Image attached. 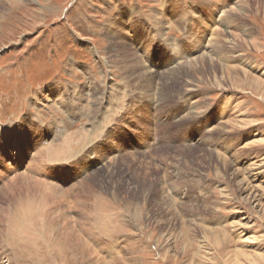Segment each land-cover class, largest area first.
Masks as SVG:
<instances>
[{"label":"rangeland","instance_id":"obj_1","mask_svg":"<svg viewBox=\"0 0 264 264\" xmlns=\"http://www.w3.org/2000/svg\"><path fill=\"white\" fill-rule=\"evenodd\" d=\"M263 81L264 0H0V264H264Z\"/></svg>","mask_w":264,"mask_h":264},{"label":"bare ground","instance_id":"obj_2","mask_svg":"<svg viewBox=\"0 0 264 264\" xmlns=\"http://www.w3.org/2000/svg\"><path fill=\"white\" fill-rule=\"evenodd\" d=\"M46 1H47V0H46ZM233 7H234L233 9H232L231 7H227V8H230L229 10H231V11L228 13V15L226 14L228 11H227L225 5H223V6L219 9V14H220L219 18L221 19V17L224 16V20H225V21H224V20H223V21L220 20L219 23H220V26H221L220 28H222V29L225 30L226 36H227V37L229 36L228 39H231V42H236V43H237V42L240 41V39H241L242 37H240V36L237 35L236 31H234V30H235V26L233 27L232 23L228 22L226 19H228V18L230 17V15L233 14V13H239V14L242 13V14H243V12H244L245 10H244L243 6H241V5H236V6H233ZM244 13H245V12H244ZM151 14H152V13H151ZM224 14H226V16H225ZM243 15H244V14H243ZM152 17H153V16H152ZM152 19H153V18H152ZM154 19H155V18H154ZM154 19H153V20H154ZM221 21H222V22H221ZM158 24H159V23H158ZM220 30H221V29H220ZM244 30H245V29H244ZM248 30H249V28H248ZM225 33H224V34H225ZM245 34H247V33H245ZM161 35H162V34H161ZM240 35H241V34H240ZM248 35H249V34H248ZM243 36H244V35H243ZM246 36H247V35H246ZM230 37H231V38H230ZM116 39H117V38H116ZM243 39H244V38H243ZM242 41H244V40H242ZM126 49H127V48H126ZM208 49H209V48H208ZM115 50H117V49L115 48ZM133 53H134V52H133ZM107 54H108V53H107ZM110 54H111V56H112V52H111ZM129 54H130V53H129ZM134 54H135V53H134ZM132 55H133V54H132ZM107 56H108V55H107ZM107 56H106V57H107ZM134 56H136V55H134ZM203 56H204V55H203ZM137 57H138V56H137ZM109 58H110V56H109ZM203 58H204V57H202L200 60H202ZM136 59H137V58H136ZM136 59H134V60H136ZM131 60H133V59L131 58ZM131 60H130V61H131ZM134 60H133V61H134ZM137 60H138V59H137ZM140 60H141V59H140ZM204 60H205V58L203 59V61H204ZM108 61H109V60H108ZM138 61H139V60H138ZM195 61H196V60H195ZM211 61H212V60H211ZM111 62H112V61H111ZM108 63H109V62H108ZM133 63H134V62H133ZM188 63H189V62H188ZM13 64H14V63H13ZM69 64H70V63H69ZM122 64H123V63H122ZM131 65H132V64H131ZM187 65H188V64H187ZM245 65H246V64H245ZM72 66H73V65H72ZM72 66H71V67H72ZM112 66H113V65H112ZM132 66H133V65H132ZM191 66H193V64H191L190 67H191ZM110 67H111V66H110ZM184 67H185V66H184ZM190 67H189V68H190ZM129 68H130V67H129ZM129 68H128V69H129ZM138 68H139V67H138ZM233 68H234V67H233ZM242 68H243V67H242ZM131 69H133V68H131ZM141 69H142V68H141ZM238 69H239V68H238ZM9 70H11V69L9 68ZM146 70H147V69H146ZM242 70H244V68H243ZM242 70H240V71H242ZM128 71H129V70H128ZM225 71L227 72V69H226ZM133 72H134V70H133ZM136 72H137V71H136ZM145 72H147V71H145ZM230 72H231V71H230ZM125 73H126V72H125ZM141 73H142V72H141ZM227 73H228V72H227ZM133 74H134V73H133ZM142 74H143V73H142ZM146 74H147V73H146ZM146 74H145V75H146ZM171 74L174 75V72L170 73V75H171ZM242 74L244 75V77H243L244 79L249 78V75H248L246 72L243 71ZM139 76H140V75H139ZM165 76H166V75H165ZM167 76H168V74H167ZM171 76H172V75H171ZM171 76H170V77H171ZM227 76H228V78L230 79V82L232 83V85H234V84H235V79H234V76L232 77V73H228ZM141 77H142V76H141ZM143 77H144V76H143ZM139 78H140V77H139ZM214 78H215V77H214ZM130 79H131V78H130ZM142 79H143V78H142ZM172 79H173V77H172ZM222 79H223V78H222ZM92 80H93V79H92ZM111 80H112V79H111ZM131 80H132V79H131ZM133 80H134V78H133ZM177 80H178V79H177ZM257 80H258V79H257ZM236 81H237V80H236ZM261 81H262V80H261ZM136 82H137V81H136ZM263 82H264V81H263ZM160 83H161V82H160ZM187 83H188V82H187ZM215 83H216V82H215ZM221 83H222V82H221ZM242 83H243V82H242ZM195 84H196V83H195ZM217 84H219V83H217ZM257 84H261V83L258 81V82H256V85H257ZM262 84H263V83H262ZM134 85H135V84H134ZM143 85H144V84H143ZM238 85H239V84H238ZM190 86H191V85H190ZM216 86H217V85H216ZM219 86H221V84H220ZM249 86H250V85H249ZM160 87H161V86H160ZM221 87H222V86H221ZM228 88H229V87H228ZM230 88H231V87H230ZM249 88H251V87H249ZM258 88H259V87H258ZM246 89H247V88H246ZM253 89H254V88H253ZM130 90H131V89H130ZM161 90H162V89H161ZM239 91H240V90H239ZM258 91H259V90H258ZM96 93H97V92H96ZM143 94H144V93H143ZM157 95H158V94H157ZM239 95H240V94H239ZM89 96H90V95H89ZM150 97H151V96H150ZM93 100H94V99H93ZM98 100H99V99H98ZM94 101H95V100H94ZM89 102H90V101H89ZM224 103H225V102H224ZM0 105H1V102H0ZM94 107H95V106H94ZM90 108H91V107H90ZM95 110H96V109H95ZM245 110H246V109H245ZM238 111H239V110H238ZM244 112H245V111H244ZM244 114H245V113H244ZM239 115H240V114H239ZM245 117H246V116H245ZM240 121H241V120H240ZM238 122H239V121H238ZM243 123H244V122H243ZM231 124H232V122H231ZM236 125H237V124H236ZM239 125H241V124H239ZM242 125H243V124H242ZM248 125H249V124H248ZM95 126H96V125H95ZM234 126H235V125H234ZM244 127H245V126H244ZM246 127H247V126H246ZM90 128H91V127H90ZM92 128H93V127H92ZM92 128H91V129H92ZM232 128H233V127H232ZM245 129H246V128H245ZM238 130H239V129H238ZM91 131H96V130H91ZM80 132H81V131H80ZM84 132H85V128H84ZM92 134H93V133H92ZM92 134H91V135H92ZM77 135H78V134H77ZM84 135H86V134H84ZM80 136H81V135H80ZM88 136H89V135H88ZM82 137H83V136H82ZM87 138H89V137H87ZM79 139H80V138H79ZM89 140H90V139H89ZM90 141H91V140H90ZM46 144H47V143H46ZM46 144L41 143V144L38 146V150H39V151L43 150V149L45 148L44 146H47ZM254 144H255V143H254ZM0 147H1V145H0ZM47 148H48V147H47ZM59 149H60V148H59ZM45 150H48V149H45ZM49 151H50V150H49ZM50 152H51V151H50ZM43 153H44V152H43ZM45 154H46V153H45ZM48 154H49V153H48ZM125 154H126V153H125ZM122 156H123V155H122ZM8 157L11 158V155L9 154ZM44 157H45V155H44ZM124 157H125V156H124ZM145 157H146V156H145ZM40 158H41V157H40ZM47 158H49V156H47ZM70 158H72V157H70ZM175 158H176V157H175ZM223 158H224V157H223ZM230 158H231V157H230ZM1 159H2V158H1ZM66 159H67V158H66ZM29 160H30V159H29ZM40 160H41V159H40ZM67 160L69 161V159H67ZM44 161H45V160H44ZM224 161H225V160H224ZM224 161H223V163H224ZM39 162H40V161H39ZM65 162H66V161H65ZM149 162H150V161H149ZM175 162H176V161H175ZM228 162H229V161H228ZM255 162H256V161H255ZM126 163H127V162H126ZM171 163H172V162H171ZM9 164H10V163H9ZM45 164H46V163H45ZM151 164H152V163H151ZM175 164H176V163H175ZM224 164H225V163H224ZM146 165H147V164H145V166H146ZM150 166H151V165H150ZM254 166H255V165H254ZM258 166H259V165H258ZM147 167H148V165H147ZM231 167H232V163H231ZM175 168H176V167H175ZM109 169H110V168H109ZM247 169H248L249 176H250L251 172L253 171V169H252V164H251V166L248 167ZM256 169H257V168H256ZM229 171H230V170H229ZM253 172H254V171H253ZM166 173H167V172H166ZM235 173H236V172H235ZM26 174H27V173H26ZM167 174H168V173H167ZM167 174H166V177H167ZM263 174H264V173H263ZM13 176H14V175H13ZM27 176H28V175H27ZM163 176H164V175H163ZM169 176H170V175H169ZM233 176H234V175H233ZM236 176H238V175H236ZM245 176L247 177V175H245ZM251 176H252V175H251ZM25 177H26V176H25ZM28 177H29V176H28ZM30 177H31V176H30ZM31 178H33V177H31ZM31 178H30V179H31ZM19 179H20V178H19ZM21 179H22V178H21ZM25 179H26V178H25ZM37 179H38V178H37ZM37 179H34V180H37ZM163 179H164V178H163ZM241 179L243 180V178H241ZM241 179H240V180H241ZM251 179H252V178H251ZM254 179H255V178H254ZM258 179H259V178H258ZM262 179H263V178H262ZM166 180H167V179H166ZM260 180H261V179H260ZM14 181H15V180H14ZM20 181H21V183H22V180H20ZM28 181H29V178H28ZM30 181H31V180H30ZM244 181H245V180H244ZM247 181H248V179H247ZM254 181H255V180H254ZM263 181H264V180H263ZM263 181H262V182H263ZM239 182H240V181H239ZM248 182H249V181H248ZM259 182H260V181H259ZM12 183H13V182H12ZM23 183H24V182H23ZM32 183H34V182L32 181ZM36 183H37V182H35L34 184L36 185ZM244 183H245V182H244ZM249 183H250V182H249ZM249 183H248V186H249V188H251L252 190H253V189H258V188L260 187V186H254V184H253V185H250ZM10 184H11V183H10ZM26 184L29 185V186H31L30 182H27ZM43 184H44V183H43ZM88 184H89V182H88ZM12 185H13V184H12ZM17 185H18V184H17ZM23 185H24V184H23ZM38 185L41 186V185H42V181H40V183H37V186H38ZM45 185H47V184H45ZM45 185H43V186H45ZM50 185H51V184H50ZM90 185H91V183H90ZM246 185H247V183H246ZM246 185H245V186H246ZM25 186H26V185H25ZM47 186H48V185H47ZM54 186H55V185H54ZM85 186H86V185H85ZM9 187H13V186H9ZM22 187H23V186H22ZM41 187H42V186H41ZM48 187H49V186H48ZM56 187H57V186H56ZM56 187H55L56 190H57V189H60V190L62 189V188H56ZM89 187H90V186H89ZM19 188H21V187H19ZM36 188H37V187H36ZM78 188H79V186H78ZM78 188H77V189H78ZM1 189H2V188H1ZM17 189H18V188H17ZM49 189H50V187H49ZM51 189H52V188H51ZM55 189H54V191H55ZM82 189H83V188H82ZM19 190H20V189H19ZM34 190H35V189H34ZM34 190H33V191H34ZM40 190H42V188H40ZM67 190H68V189H67ZM74 190H75V189H74ZM8 191H9V190H8ZM8 191H7V192H8ZM21 191H22V190H21ZM31 191H32V190H31ZM44 191H45V190H44ZM70 191H71V190H70ZM75 191H77V190H75ZM254 191H255V190H254ZM0 192H1V191H0ZM22 192H23V191H22ZM25 192H27V191H25ZM46 192H47V191H46ZM49 192H50V191H49ZM51 192H52V191H51ZM51 192L49 193L50 196H51ZM56 192H57V191H56ZM61 192H62V191H60V193H61ZM66 192H69V191H66ZM34 193H35V192H34ZM41 193H43V195H44V192H43V191H42ZM60 193L58 192L57 194L61 195V194H63L64 192L61 193V194H60ZM96 193H97V192H96ZM96 193H95V194H96ZM23 194H24V193H23ZM45 194H46V193H45ZM64 194H65V193H64ZM64 194H63V195H64ZM70 194H71V193H70ZM79 194H80V193H79ZM97 194H99V193H97ZM97 194H96V195H97ZM0 195H1V194H0ZM2 195H3V194H2ZM37 195H38V193H37ZM46 195H48V194H46ZM30 196H31V195H30ZM30 196H29V198H30ZM39 196H42V195L39 194ZM57 196H58V195H57ZM57 196H56V197H57ZM65 196H66V195H65ZM76 196H77V195H76ZM97 196H99V195H97ZM252 196H254V195H252ZM252 196H251V195H248V197L253 198ZM255 196H256V195H255ZM44 197H45V196H44ZM54 197H55V195H54ZM56 197H55V199H56ZM79 197H80V196H79ZM99 197L101 198V196H99ZM248 197H247V198H248ZM21 198H22V197H21ZM29 198H28V199H29ZM32 198H34V197H32ZM35 198H36V197H35ZM52 198H53V197H52ZM52 198H50V199H52ZM62 198H64V196H63ZM68 198H70V197H68ZM5 199H6V198H5ZM18 199H19V198H18ZM25 199H27V197L24 198V200H25ZM36 199H37V198H36ZM39 199H40V198H39ZM41 199H42V198H41ZM41 199H40V201L37 200V202H41ZM44 199H45V198H44ZM53 199H54V198H53ZM101 199H102V198H101ZM114 199H115V198H114ZM254 199H255V198H254ZM16 200H17V199H16ZM24 200H23V201H24ZM29 200H31V199H29ZM42 200H43V199H42ZM48 200H49V199H48ZM48 200H46V201H48ZM64 200H65V199H64ZM69 200H70V199H69ZM95 200H97V199H95ZM103 200H104V199H103ZM177 200H178V199H177ZM3 201H4V200H3ZM3 201H2V203H3ZM7 201H9V199H8ZM13 201H14V200H13ZM31 201H32V200H31ZM52 201H53V200H52ZM79 201H80V199H79ZM79 201H77V202H79ZM97 201H98V200H97ZM17 202H18V200H17ZM17 202H16L15 205H14V203L12 202L14 207L17 205ZM20 202H21V201H20ZM33 202H34V201H33ZM37 202H36V203H37ZM54 202H56V201H54ZM61 202H62V201H61ZM61 202H60V203H61ZM86 202H87V201H86ZM100 202H101V201H100ZM18 203H19V202H18ZM21 203H22V202H21ZM28 203H30V201H29ZM41 203H42V202H41ZM41 203H40V204H41ZM79 203H80V202H79ZM97 203H99V202H96V204H97ZM104 203L107 204V201H105ZM104 203H103V204H104ZM6 204H7V203H6ZM24 204H25V203H24ZM34 204H35V203H34ZM72 204H73V203H72ZM85 204H86V203H85ZM101 204H102V203H101ZM0 205L2 206V204H0ZM9 205H10V204H9ZM46 205H47V204H46ZM82 205H83V204H82ZM86 205H87V204H86ZM93 205H94V204H93ZM97 205H98V204H97ZM99 205H100V204H99ZM99 205H98V206H99ZM108 205H109V204H108ZM10 206H11V205H10ZM44 206H45V205L42 204L41 207L44 208ZM53 206H54V203H53ZM98 206L96 207V209L99 208ZM102 206H104V205H102ZM110 206H112V205L110 204ZM110 206H108V208H109ZM169 206H171V205H169ZM17 207H19V205H18ZM21 207H22V206H21ZM25 207H27V206H25ZM36 207H37V206H36ZM46 207L51 208V206H46ZM75 207H76V206H75ZM81 207H82V206H81ZM81 207H80V208H81ZM85 207H86V206H85ZM92 207H94V206H92ZM105 207H106V206H105ZM113 207H114V206H113ZM173 207H174V206H173ZM10 208H11V207H10ZM12 208H13V207H12ZM27 208H28V207H27ZM27 208H25V209H27ZM31 208H33V207H31ZM48 208H47V209H48ZM54 208H56V207H54ZM76 208H77V207H76ZM89 208H90V207H89ZM114 208H115V207H114ZM124 208H125V207H124ZM29 209H30V207H29ZM44 209H45V208H44ZM44 209H43V210L41 209V210L44 212ZM68 209H69V208H68ZM78 209H79V208H78ZM81 209H82V208H81ZM84 209H85V208H84ZM87 209H88V208H87ZM92 209H94V208H92ZM5 210H7V209H5ZM20 210H21V209H20ZM30 210H31V209H30ZM33 210H34V209H33ZM49 210H50V209H49ZM69 210H70V209H69ZM90 210H91V209H90ZM102 210H104V209H102ZM119 210H121V209H119ZM2 211H4V210H2ZM76 211H77V210H76ZM87 211H88V210H87ZM87 211H86V212H87ZM93 211H94V210H93ZM121 211H122V210H121ZM26 212H27V211H26ZM48 212H49V211H48ZM58 212H59V211H58ZM58 212H57V213H58ZM96 212H97V211H96ZM99 212L101 213V211H98V213H99ZM103 212H104V211H103ZM107 212H108V211H107ZM109 212H110V211H109ZM131 212H132V211H131ZM6 213H7V212H6ZM91 213H93L92 210H91ZM91 213H90V214H91ZM94 213H95V212H94ZM118 213H119V215H120V212H118ZM14 214H15V213H14ZM33 214H34V212H33ZM58 214H59V213H58ZM102 214H103V213H102ZM104 214H105V212H104ZM121 214H124V213L121 212ZM132 214H133V213H132ZM2 215L4 216L3 213H2ZM40 215H41V214H40ZM40 215H39V216H40ZM86 215H89V214H86ZM96 215H97V214H96ZM99 215H100V214H99ZM3 216H2V217H3ZM20 216H21V215H20ZM39 216H38V217H39ZM89 216H90V215H89ZM91 216H92V215H91ZM100 216H101V215H100ZM126 216H127V215H126ZM130 216H131V215H130ZM43 217H44V215H43ZM49 217H50V216H49ZM59 217H60V215H59ZM66 217H67V216H66ZM52 218H53V217H52ZM52 218H51V219H52ZM62 218H63V217H62ZM119 218H120V217H119ZM133 218H135V217L133 216ZM39 219H40V218H39ZM46 219H48V217H47ZM59 219H60V218H59ZM70 219H71V218H70ZM130 219H132V218L130 217ZM136 219H137V218H136ZM3 220H4V218H3ZM37 220H38V219H37ZM44 220H45V218H44ZM55 220H56V219H55ZM66 220H69V219H66ZM121 220H122V219H121ZM125 220H126V219H125ZM127 220H128V218H127ZM127 220H126V221H127ZM0 221H1V219H0ZM47 221H49V220H47ZM50 221H51V220H50ZM70 221H71V220H69V222H70ZM88 221H89V220H88ZM122 221H124V220H122ZM122 221H119V222L122 223ZM43 222H44V221H43ZM58 222H59V221H58ZM69 222H68V223H69ZM77 222H78V221H77ZM119 222H118V224H120ZM192 222H193V221H192ZM54 223H55V221H54ZM73 223H74V222H73ZM124 223H125V222H124ZM49 224H50V223H49ZM71 224H72V223H71ZM87 224H88V223H87ZM118 224H117V225H118ZM29 225H30V224H29ZM56 225H58V224H56ZM233 225H234V224H233ZM49 226H50V225H49ZM66 226L68 227V225H66ZM76 226H78V224H76ZM83 226H84V225H83ZM83 226H82V227H83ZM127 226H130V225H128V224L125 225V227H127ZM200 226H201V225H200ZM42 227H43V226H42ZM47 227H48V226H47ZM57 227H58V226H57ZM70 227H71V226H70ZM118 227L122 228L121 225L118 226ZM118 227H117V228H118ZM205 227H206V226H205ZM236 227H237V226H236ZM29 228H30V227H29ZM58 228H60V227H58ZM64 228H65V227H64ZM72 228H73V227H72ZM224 228H226V227H224ZM84 229H85V227H84ZM126 229H127V228H126ZM203 229H204V226H203ZM213 229H215V228L213 227ZM57 230H58V229H57ZM114 230H115V229H114ZM123 230H124V229H123ZM42 231H43V230H42ZM51 231H52V230H51ZM87 231H89V230H87ZM115 231H116V230H115ZM120 231H121V230H120ZM120 231H119V233H120ZM124 231H125V230H124ZM210 231H211V230H210ZM36 232H37V230H36ZM36 232H35V233H36ZM44 232H45V231H44ZM48 232H50V231H48ZM57 232H58V231H57ZM59 232H60V231H59ZM79 232H80V231H79ZM79 232H78V233H79ZM213 232H214V231H213ZM89 233H90V231H89ZM52 234H53V233H52ZM54 234H55V231H54ZM87 234H88V233H87ZM87 234L85 233L86 236H87ZM125 234H126V233H125ZM215 234H216V233H215ZM41 235H42V234H41ZM46 235H47V234H46ZM61 235L63 236L62 238L64 239V241L68 243L67 245H68L69 247H72V248H74L75 250H77V248H75L76 246H78V245H77V241H81V240H80V238H78V237L76 236V233L74 232V230H69V229H67V230H65V231H62V232H61ZM44 236H45V235H44ZM51 236H52V235H51ZM80 236L83 237V234H81ZM86 236H85V237H86ZM88 236H89V235H88ZM54 237H55V236H54ZM33 238H34V237H33ZM51 238H52V237H51ZM51 238H50V239H51ZM50 239H49V240H50ZM83 239H84V237H83ZM49 240H47L46 242L48 243ZM84 240L86 241V239H84ZM41 242H42V241H41ZM46 242H45V243H46ZM45 243H44V244H45ZM55 243H56V242H55ZM203 243H204V241H203ZM71 244H72L73 246H75V247H73ZM67 245H66V246H67ZM84 245H86L85 242H84ZM133 245H134V244H133ZM88 246H89V245H88ZM84 247H85L86 252H87V257L89 256V254L92 255V253H90V251H89V249H88L90 246L87 247V245H86V246H84ZM90 248H91V250H92V247H90ZM54 249H55V248H54ZM93 251H94V250H93ZM51 252H52V251H51ZM82 252H83V251H82ZM94 252H95V251H94ZM103 253H104V252H103ZM72 254H73V253H72ZM74 254H75V252H74ZM74 254H73V255H74ZM94 254H96V253H94ZM75 255H76V254H75ZM83 255H84V254H83ZM95 256H96V255H95ZM95 256L92 257V258H95ZM123 256H124V255H123ZM75 257H76V256H75ZM83 257H85V256H83ZM87 257H86V258H87ZM96 257H98V256H96ZM82 259H83V258H82ZM95 259H96V258H95ZM126 259H127V258H126ZM92 260H93V259H92ZM98 260H99V259H98ZM98 260H97V261H98ZM93 262H95V261H93ZM100 262H101V261H98V263H100ZM124 262H125V261H124Z\"/></svg>","mask_w":264,"mask_h":264}]
</instances>
